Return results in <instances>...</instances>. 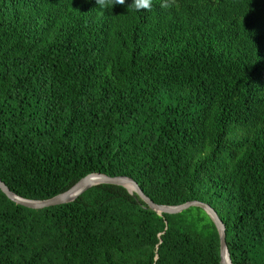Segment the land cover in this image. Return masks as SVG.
Masks as SVG:
<instances>
[{"label":"trees","instance_id":"trees-1","mask_svg":"<svg viewBox=\"0 0 264 264\" xmlns=\"http://www.w3.org/2000/svg\"><path fill=\"white\" fill-rule=\"evenodd\" d=\"M161 2L0 0V179L43 201L128 177L264 264V0ZM0 264H221L220 236L123 186L42 210L0 189Z\"/></svg>","mask_w":264,"mask_h":264},{"label":"water","instance_id":"water-1","mask_svg":"<svg viewBox=\"0 0 264 264\" xmlns=\"http://www.w3.org/2000/svg\"><path fill=\"white\" fill-rule=\"evenodd\" d=\"M101 184H109V185H118L123 186L132 194L135 192L153 211L157 212L159 215L168 214V215H176L180 214L191 207H201L203 208L209 216L214 221L220 236V252H221V264H233L231 261L228 244L226 241L227 229L223 221L220 219L216 211L208 204L192 201L182 205L177 206H166V205H158L154 203L140 188L138 183L131 178L128 177H110L105 174L93 173L87 175L78 181L75 185H73L70 189L61 193L53 198L43 201H32L23 199L16 194H14L9 187L0 179V189L1 191L13 202L23 207L33 209V210H42L51 207H57L62 205H67L75 200H77L82 194H84L89 189L101 185ZM133 192H131V189Z\"/></svg>","mask_w":264,"mask_h":264},{"label":"clouds","instance_id":"clouds-1","mask_svg":"<svg viewBox=\"0 0 264 264\" xmlns=\"http://www.w3.org/2000/svg\"><path fill=\"white\" fill-rule=\"evenodd\" d=\"M98 9L113 10L117 6L130 8L136 12H148L153 7V0H95ZM175 0H162V8H170Z\"/></svg>","mask_w":264,"mask_h":264},{"label":"bare ground","instance_id":"bare-ground-1","mask_svg":"<svg viewBox=\"0 0 264 264\" xmlns=\"http://www.w3.org/2000/svg\"><path fill=\"white\" fill-rule=\"evenodd\" d=\"M130 190H131V192H133L132 188Z\"/></svg>","mask_w":264,"mask_h":264}]
</instances>
